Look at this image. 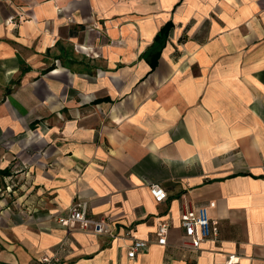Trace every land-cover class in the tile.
Masks as SVG:
<instances>
[{
    "label": "crops",
    "instance_id": "1",
    "mask_svg": "<svg viewBox=\"0 0 264 264\" xmlns=\"http://www.w3.org/2000/svg\"><path fill=\"white\" fill-rule=\"evenodd\" d=\"M78 199L118 236H68ZM63 242L60 264H264V0H0V264Z\"/></svg>",
    "mask_w": 264,
    "mask_h": 264
},
{
    "label": "built area",
    "instance_id": "2",
    "mask_svg": "<svg viewBox=\"0 0 264 264\" xmlns=\"http://www.w3.org/2000/svg\"><path fill=\"white\" fill-rule=\"evenodd\" d=\"M150 190L159 201H163L167 196L166 190L159 183H151ZM212 207H215L214 202L198 206L187 205L182 209L180 221L186 248L197 251L201 248L203 241L218 234L216 222L211 217ZM57 221L66 229L68 236L75 231L94 235H109L113 238L118 236L113 232L111 218L108 216L98 217L91 213L89 202L84 199L76 200L65 212L57 216ZM169 228L170 221L159 223L156 232L158 243L165 244L167 242L166 235ZM127 234L132 238V244L128 250V256L131 258L150 245V241L134 236L132 231H128ZM65 251H68V245L63 242L52 254L43 255L37 264H60ZM226 264H234L233 256L228 259Z\"/></svg>",
    "mask_w": 264,
    "mask_h": 264
},
{
    "label": "trees",
    "instance_id": "3",
    "mask_svg": "<svg viewBox=\"0 0 264 264\" xmlns=\"http://www.w3.org/2000/svg\"><path fill=\"white\" fill-rule=\"evenodd\" d=\"M171 25L168 24L165 27H163L160 32L157 34L156 36V40L160 41L163 40L164 37H166L168 35V32L170 30Z\"/></svg>",
    "mask_w": 264,
    "mask_h": 264
},
{
    "label": "rangeland",
    "instance_id": "4",
    "mask_svg": "<svg viewBox=\"0 0 264 264\" xmlns=\"http://www.w3.org/2000/svg\"><path fill=\"white\" fill-rule=\"evenodd\" d=\"M15 16H16V18H19V15H18V14H16ZM19 19H20V18H19ZM7 22H9V20H7ZM16 27L20 29V22H18V23L16 24Z\"/></svg>",
    "mask_w": 264,
    "mask_h": 264
}]
</instances>
